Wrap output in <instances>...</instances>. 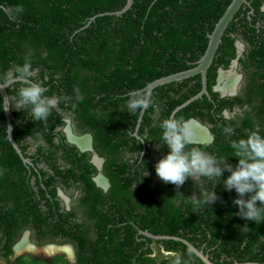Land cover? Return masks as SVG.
Here are the masks:
<instances>
[{"label": "trees", "instance_id": "obj_1", "mask_svg": "<svg viewBox=\"0 0 264 264\" xmlns=\"http://www.w3.org/2000/svg\"><path fill=\"white\" fill-rule=\"evenodd\" d=\"M248 1L226 30L208 72L209 95L176 112L202 92L201 75L159 86L143 115L128 112L127 94L146 92L157 80L197 67L233 0H133L120 15L128 0H0V77L31 51L35 80L48 88L47 95L61 98L58 110L40 122L10 101L13 137L32 160L28 165L9 139L0 93L1 264H50L15 257L27 231L36 233L39 246L71 244L76 264H158L153 244L181 253L187 264H204L182 241L155 240L145 233L187 240L216 264H264V222L236 215L238 196L223 188L230 173L216 185L207 181L205 189H214L220 199L204 206L203 199H189L200 196L194 181L177 189L155 172L169 152L159 127L169 116L207 125L214 141L204 144L206 150L233 166L238 160L230 142L250 131L264 135V0ZM17 5L24 12L12 19L10 10ZM238 43L244 45L241 55ZM235 60L242 90L223 97L215 91L219 72L229 71ZM20 86L8 87L9 98ZM77 90L82 101L75 99ZM65 95L73 99L65 103ZM67 119L77 135H92L95 152L105 160L102 171L91 153L69 143L63 130ZM227 126L234 128L231 137L223 133ZM100 173L110 181L108 192L95 182ZM59 189L72 199L69 213L63 211ZM246 224L249 231H242ZM51 264L71 263L58 257ZM159 264H172V257Z\"/></svg>", "mask_w": 264, "mask_h": 264}, {"label": "clouds", "instance_id": "obj_2", "mask_svg": "<svg viewBox=\"0 0 264 264\" xmlns=\"http://www.w3.org/2000/svg\"><path fill=\"white\" fill-rule=\"evenodd\" d=\"M262 10L264 11V6ZM23 12V6L17 5L10 10V17L12 19H15L19 14H22ZM237 46L238 50L239 46H242L243 50L242 52H239V55H241L244 51V45L242 43H238ZM31 55L32 53L31 51H29L22 64L15 65L9 74L0 77V88H7L13 84L21 85L16 95L10 98L7 97V103L5 105L4 111H7L9 107H11L12 111V106L9 102L12 101L15 103V110L22 112L27 110L34 121H47L49 116H51L54 111L58 110V105L61 98L47 95L46 93L48 92V88L43 86L39 81L35 80L36 71L32 66V61L30 59ZM235 61H237V66H234V64H232L233 68L231 67L229 71L236 70L238 76L240 77L239 80L242 81L243 77L238 72V60ZM229 71H225L223 76ZM217 86L215 87V91L216 88H218ZM236 87L237 90H233V92L235 91L237 95L239 84H237V86L235 84V88ZM217 92H220L223 97H234L230 96L229 92L231 91H225L224 93H227L226 95L220 90H218ZM127 97L126 108L131 114L142 111L146 112L154 104L153 99L145 91L132 90L127 94ZM72 99L73 98L71 96L67 95L62 97V100L65 103L70 102ZM75 99L77 101H82L83 99L78 90L76 91ZM226 116L230 117L228 112L226 113ZM192 122L203 127L205 130L207 129L209 131H207L208 135H211L209 127H207V125H204L197 119L185 120L183 118H175L169 116L160 123L159 127L161 129V141L163 145L169 149V152L165 157L159 159L156 164L155 172L157 177L163 183L172 184L177 189L181 188L189 179H191L195 182V186L200 189V196L197 197L194 194L189 199L194 203H199L200 200L203 199V203L205 206L206 204H214L218 199H220L214 189H205L207 181H215L216 185L217 183L221 182L224 173L228 172L230 173V175L223 180V188L226 191L234 190L238 196L237 199L233 200V204L239 209L236 215H238L245 221H253L256 224L264 222V135H261L258 131H250L246 138L232 140L230 142V147L234 153L233 157L237 158L238 160V163L233 166L228 162V159L218 158L216 155L208 152L206 150L208 145L198 144L204 146H196L193 139V131L191 128ZM66 123L67 124L63 130L68 138L69 143H71L72 145H76L80 149V151L82 150L81 152L83 153L87 152L94 155L95 165L99 168L100 171H102L105 160L95 152L94 146H92L91 144L93 143L92 135L86 134L82 137L78 136L75 132L73 124L71 123V120L67 119ZM223 133L224 135L231 137L234 134V128L232 126L224 127ZM211 136L213 137V135ZM85 138L88 139L87 143L89 144V146L87 148L86 146H80L78 143L73 141L74 139H78L80 141L86 142ZM160 147L161 146L158 145V150ZM142 156L143 153H141V157ZM29 160L31 161V164H26L33 165L32 160ZM49 173L52 175L54 172L51 170L49 171ZM0 174H2V171H0ZM147 175L148 172H146L145 177ZM95 182L97 183L98 187L103 189L105 192H108L111 188L110 181L105 175H103V173H100L95 178ZM59 197L63 200L64 203L63 211L65 213L71 212V197H69L63 189H59ZM242 231H249L247 224L243 227ZM33 233L37 238L35 232L29 231L27 235L28 237H23L20 239L23 241L17 246V251L19 253L23 251H33L36 255L44 253L48 259L42 260L50 264L53 263L54 260L58 257H63L66 261H68L63 252H67L71 255L76 256V250L72 245L67 246V244L61 245L57 243H49L44 246L37 245L35 243L36 241H34L33 239L30 240L29 238V236ZM57 241H60V239L58 238ZM155 246L158 245L153 244V249L156 253ZM161 250L163 254L167 255L163 259L170 256L172 257V264H187V261L183 259V255L181 253H167L163 250V248H161ZM26 256L37 258L32 255ZM153 258L156 259L155 254L153 255ZM76 263L77 262L71 264ZM157 263L159 264L160 261H157Z\"/></svg>", "mask_w": 264, "mask_h": 264}, {"label": "water", "instance_id": "obj_3", "mask_svg": "<svg viewBox=\"0 0 264 264\" xmlns=\"http://www.w3.org/2000/svg\"><path fill=\"white\" fill-rule=\"evenodd\" d=\"M132 4H133V0H128V4L125 7V9L123 11L117 12L116 14L120 15V14L126 12L127 10H129L131 8ZM244 4L250 5L248 0H233V2L230 4L227 11L225 12L223 17L220 19V21L216 25L213 33L210 35V41H209L207 51L203 55L201 60L199 61L197 67L190 69L188 71H184V72H180V73L171 75V76L166 77V78H162V79L157 80L154 83L150 84L146 88V92L149 94V96L151 97L153 91L159 86H163V85L170 84L173 82H180V81H183L185 79L195 77L197 75H201V77H202V83H203L202 92L199 95H197L196 97L192 98L190 101H188L185 105H183L182 107L177 109L176 112H178L181 108L186 107L187 105H189L193 101L202 98L204 95H209V92H208V72H209V70H210V68H211V66L215 60L217 51H218V49L222 43V39H223V36H224L226 30L228 29L229 25L234 20L235 16L241 10V8ZM0 7H1V5H0ZM242 50H243L242 46H239V52H242ZM233 64H234V66H237V61H235ZM224 73H225L224 70L220 71V75H219V79H218V86H220V84L222 83L220 81V78L223 77ZM7 89H8V87L7 88H0V93L4 99V107L7 103V97H9L8 93H7ZM216 91H218L217 88H216ZM224 94L226 95L227 93H224ZM235 95H236L235 91L230 92V96H235ZM5 112H6V118L8 121L9 139H10L11 143L13 144V146L15 147V149L17 150V152L24 159V162L31 164V161L24 157L22 150L20 149V147L18 146V144L16 143V141L13 137V123H12V121L14 120V115L12 114L11 107H9L8 110ZM142 113L144 115L145 111H142ZM206 131H208V130L206 129ZM209 138L210 139L208 141H198V142L195 141V144H210L213 142V137L210 135ZM145 235L150 237V238L156 239V240H171V239H173L176 241H182L184 244H186L189 247L191 252L196 254V256L204 262V264H215L210 260L208 255H205L203 251L198 250L197 248H195L192 244H190L186 240L176 238V237L153 236L149 233H145ZM233 264H263V263H258V262L239 263V262H236Z\"/></svg>", "mask_w": 264, "mask_h": 264}, {"label": "flooded vegetation", "instance_id": "obj_4", "mask_svg": "<svg viewBox=\"0 0 264 264\" xmlns=\"http://www.w3.org/2000/svg\"><path fill=\"white\" fill-rule=\"evenodd\" d=\"M241 90H242V81L239 83V88H238V93H237V95H239L240 93H241ZM229 95V94H228ZM236 95V96H237ZM208 127V126H207ZM209 130H210V128H209ZM210 133H211V131H210ZM212 135V134H211ZM78 136H84V135H78ZM214 138V137H213ZM85 140H86V142H85V146H86V148L89 146V144L87 143L88 142V139L87 138H85ZM194 141H199V140H194ZM92 144V146H94L93 145V143H91ZM82 151V150H81ZM92 160H93V162L95 163V161H94V155H93V158H92ZM39 168H44L48 173H49V171H51V169H50V167L47 165V164H40L39 165ZM28 233H29V231H27V232H25L24 233V235L22 236V238L23 237H28L27 235H28ZM34 236V237H33ZM29 238H30V240L31 239H33L34 241H36V236H35V234L33 233V234H31L30 236H29ZM23 240H20V242L19 243H17L16 244V246H15V248H14V250H15V257H20V256H22V255H24V256H26V255H32V256H34V257H37V258H39V259H48L47 258V256L44 254V253H41V254H39V255H36L35 254V252H33V251H29V252H26V251H23V252H18L17 251V246L22 242ZM67 246H71V244L70 245H68L67 244ZM63 254H65V256H66V258H67V260L69 261V262H71V263H74V262H77V260H76V256L75 255H71V254H69V253H67V252H63ZM1 263H3V261L2 260H0V264Z\"/></svg>", "mask_w": 264, "mask_h": 264}, {"label": "bare ground", "instance_id": "obj_5", "mask_svg": "<svg viewBox=\"0 0 264 264\" xmlns=\"http://www.w3.org/2000/svg\"><path fill=\"white\" fill-rule=\"evenodd\" d=\"M221 79H225V77H221L220 78V81ZM234 89V87H232V82H227L226 84V87L223 88L224 91L228 92V91H232ZM191 128H192V131H193V139L194 140H199V141H208L210 138H209V135L207 133V131L199 126L198 124L192 122L191 123ZM74 142L78 143L80 146H85V142L84 141H80L78 139H74L73 140ZM198 142V141H196Z\"/></svg>", "mask_w": 264, "mask_h": 264}, {"label": "rangeland", "instance_id": "obj_6", "mask_svg": "<svg viewBox=\"0 0 264 264\" xmlns=\"http://www.w3.org/2000/svg\"><path fill=\"white\" fill-rule=\"evenodd\" d=\"M223 77H225V79H223V80L221 79V82L222 83L220 84V86H218L217 89L220 90V91H222V92H225L223 90V88H225L227 82L230 81V82H232V87H234L233 90L236 91L237 90V87L235 88V84L237 86V84H239L241 82V80H239L240 77L238 76V73L236 72V70H232V71L227 72ZM155 250H156L155 257H156V260L158 262L161 261L165 256H167V255H165V254L162 253V250H161V248L159 246H155Z\"/></svg>", "mask_w": 264, "mask_h": 264}]
</instances>
